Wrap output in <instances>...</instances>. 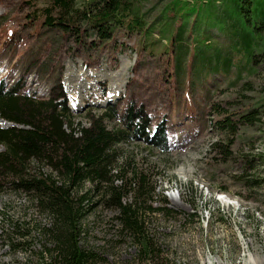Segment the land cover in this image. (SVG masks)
Here are the masks:
<instances>
[{
    "label": "rangeland",
    "instance_id": "obj_1",
    "mask_svg": "<svg viewBox=\"0 0 264 264\" xmlns=\"http://www.w3.org/2000/svg\"><path fill=\"white\" fill-rule=\"evenodd\" d=\"M23 2L0 0L4 88L17 83L21 92L45 102L64 94L59 100L67 99L80 127L90 125V112L109 105L122 112L133 101L146 106L150 130L162 121L168 127L169 151L143 137H125L101 183L86 178L75 189L84 208L76 243L93 255L85 264H264V106L255 112L259 120L233 136L226 159L212 148L230 138L216 127L214 113L207 110L202 116L199 109L201 117H191L171 100L169 83L158 78L167 56L160 61L140 57L130 73L137 64L136 53L128 49L134 36L120 33L112 47L100 52L81 48L60 32L38 36ZM119 43L122 47H116ZM127 67L123 91L109 98L118 73ZM227 82L220 83L216 101H264V66L249 85L229 87ZM12 128L25 127L0 114V129ZM5 147L0 141V152ZM29 158L22 174L0 163V245L7 250L0 264H62L58 234L65 238L70 231L52 209H62V203L48 202L50 194L28 190L17 180H59V173L47 159ZM223 194L237 204L225 203ZM130 211L139 224L128 225ZM11 219L28 224L20 231L28 234L26 239L11 232Z\"/></svg>",
    "mask_w": 264,
    "mask_h": 264
},
{
    "label": "trees",
    "instance_id": "obj_2",
    "mask_svg": "<svg viewBox=\"0 0 264 264\" xmlns=\"http://www.w3.org/2000/svg\"><path fill=\"white\" fill-rule=\"evenodd\" d=\"M22 1L28 7L27 22L38 36L47 31L60 32L71 36L77 46L97 52L112 47L120 33L134 36L136 41L128 49L136 53L137 64L130 73L137 70L140 57L149 55L160 61L167 56L160 62L162 78L161 73L158 78L169 83L171 100L178 101L191 117L200 116L199 109L202 116L207 110L214 113L216 127L230 137L225 145L212 144L222 157H231L233 136L259 120L255 112L264 101L243 105L228 98L224 103L215 100V92L226 81L229 87L249 85L250 78L264 66V0ZM120 44L116 47H122ZM32 96L21 92L17 83L7 88L0 83V114L25 127L0 129V141L6 146L0 152V163L15 166L12 171L22 174L29 156H33L47 159L59 173V180L35 176L17 180L28 190L50 194L48 202L53 200L55 204L58 199L62 203V209L52 208L53 215L70 231L65 238L58 234L62 264H85L93 255L81 251L76 243L84 208L75 189L86 178L101 183L114 162L116 147L125 137H143L162 151H169L168 127L162 121L150 130L146 106L135 101L122 112L112 105L100 113L90 112V125L80 127L67 99L59 100L64 94L53 96L51 102ZM116 122L121 125L115 126ZM127 215L128 225L139 224L132 211ZM8 221L11 232L26 239L28 234L20 231L28 224Z\"/></svg>",
    "mask_w": 264,
    "mask_h": 264
},
{
    "label": "bare ground",
    "instance_id": "obj_3",
    "mask_svg": "<svg viewBox=\"0 0 264 264\" xmlns=\"http://www.w3.org/2000/svg\"><path fill=\"white\" fill-rule=\"evenodd\" d=\"M118 75H120V79L118 81V83L116 84L115 88L113 89V91L110 93V95H108L109 98H112L114 96H117L118 93L122 92L123 88L125 87L124 85L127 83V75H128V67L125 69H122ZM76 106H79V104L76 103ZM181 174H186L185 172H181ZM223 201L225 203L228 204H237L236 201H233L232 198L228 197L227 195L221 196ZM7 253V250H2V246L0 245V256L2 257L3 255H5Z\"/></svg>",
    "mask_w": 264,
    "mask_h": 264
},
{
    "label": "water",
    "instance_id": "obj_4",
    "mask_svg": "<svg viewBox=\"0 0 264 264\" xmlns=\"http://www.w3.org/2000/svg\"><path fill=\"white\" fill-rule=\"evenodd\" d=\"M80 111H83V110H79V112H80Z\"/></svg>",
    "mask_w": 264,
    "mask_h": 264
}]
</instances>
